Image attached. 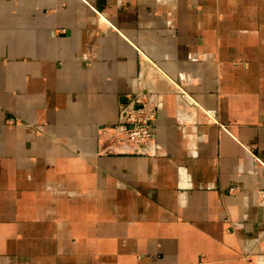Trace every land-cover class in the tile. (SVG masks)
Segmentation results:
<instances>
[{
  "label": "crops",
  "instance_id": "obj_1",
  "mask_svg": "<svg viewBox=\"0 0 264 264\" xmlns=\"http://www.w3.org/2000/svg\"><path fill=\"white\" fill-rule=\"evenodd\" d=\"M263 197L264 0H0V264H262Z\"/></svg>",
  "mask_w": 264,
  "mask_h": 264
},
{
  "label": "built area",
  "instance_id": "obj_2",
  "mask_svg": "<svg viewBox=\"0 0 264 264\" xmlns=\"http://www.w3.org/2000/svg\"><path fill=\"white\" fill-rule=\"evenodd\" d=\"M144 66L148 72L150 65ZM145 76L146 74L142 78ZM140 83L142 84V80ZM156 117L155 94L144 92L140 88L127 95V101L121 105L119 124L104 130V141L115 152L147 154L155 139Z\"/></svg>",
  "mask_w": 264,
  "mask_h": 264
},
{
  "label": "rangeland",
  "instance_id": "obj_3",
  "mask_svg": "<svg viewBox=\"0 0 264 264\" xmlns=\"http://www.w3.org/2000/svg\"><path fill=\"white\" fill-rule=\"evenodd\" d=\"M263 199H264V197H263ZM237 230V226H232V227H230V232H235ZM262 238V240H261V248H260V251H264V231H263V234H262V236H261ZM260 261L262 262V264H264V258H260Z\"/></svg>",
  "mask_w": 264,
  "mask_h": 264
},
{
  "label": "bare ground",
  "instance_id": "obj_4",
  "mask_svg": "<svg viewBox=\"0 0 264 264\" xmlns=\"http://www.w3.org/2000/svg\"><path fill=\"white\" fill-rule=\"evenodd\" d=\"M148 72H147V70H146V67L144 68V74H147Z\"/></svg>",
  "mask_w": 264,
  "mask_h": 264
}]
</instances>
